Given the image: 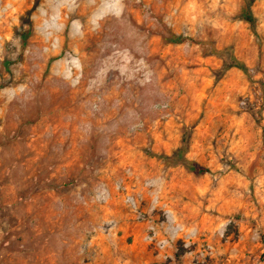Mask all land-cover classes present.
Instances as JSON below:
<instances>
[{"label": "rangeland", "instance_id": "obj_1", "mask_svg": "<svg viewBox=\"0 0 264 264\" xmlns=\"http://www.w3.org/2000/svg\"><path fill=\"white\" fill-rule=\"evenodd\" d=\"M248 2L255 30L244 0H0V264H67L85 236L264 264V0Z\"/></svg>", "mask_w": 264, "mask_h": 264}, {"label": "crops", "instance_id": "obj_2", "mask_svg": "<svg viewBox=\"0 0 264 264\" xmlns=\"http://www.w3.org/2000/svg\"><path fill=\"white\" fill-rule=\"evenodd\" d=\"M194 208H199V206H194ZM194 208L189 209L192 210V213L186 214V217L183 218V222L185 223L184 229L187 232L194 231L198 227L200 221L199 214H197ZM236 245L238 246V244ZM235 248L236 246L233 247L234 250ZM73 249L75 250V247H73ZM81 250L82 253H79V255H77V252L67 253V264H106L113 260L112 256H115L114 264H166L165 260L167 257L174 255V250L172 251L171 248L157 252V250L141 236H136V239H134L131 244L129 253L123 250H119L115 253L107 252L103 242H97L94 238L89 239L87 236L82 238ZM241 251L242 249H239L238 253H241ZM185 257L186 263L191 264V254H187Z\"/></svg>", "mask_w": 264, "mask_h": 264}, {"label": "trees", "instance_id": "obj_3", "mask_svg": "<svg viewBox=\"0 0 264 264\" xmlns=\"http://www.w3.org/2000/svg\"><path fill=\"white\" fill-rule=\"evenodd\" d=\"M241 16L246 22H249L252 25V29L255 30V22H256L255 16L252 13L251 5L248 2V0H244V4H243L242 10H241ZM171 40L181 41L182 39H181V37L174 35L171 38ZM232 60H233V62L229 65L230 67L236 66V67L241 68L245 72H247L248 68L243 62L237 61V59L235 57H233ZM179 156L181 158H183V151L182 150L179 151ZM185 164L189 170H191L195 173H198V174L205 173L208 171V169H206L205 167H203L197 163H187V161H186Z\"/></svg>", "mask_w": 264, "mask_h": 264}, {"label": "bare ground", "instance_id": "obj_4", "mask_svg": "<svg viewBox=\"0 0 264 264\" xmlns=\"http://www.w3.org/2000/svg\"><path fill=\"white\" fill-rule=\"evenodd\" d=\"M82 5H84V4H82ZM82 5H81V6H82ZM4 6H5V5H4ZM27 6H28V5H27ZM80 8H81V7H80ZM89 10H90V9H89ZM78 12H79V11H78ZM17 13H18V12H17ZM36 13H37V12H36ZM69 14H70V13H69ZM14 15H15V14H14ZM84 15H85V14H84ZM5 16H6V15H5ZM71 17H72V16H71ZM82 17H83V16H82ZM82 17H81V18H82ZM63 18H64V16H63ZM2 19H3V18H2ZM61 20H64V19H61ZM59 21H60V20H59ZM67 21H68V20H67ZM80 21H81V20H80ZM39 22H40V21H39ZM7 23H8V22H7ZM80 23H81V22H80ZM84 23H85V22H84ZM87 27H89V26H87ZM2 28H3V27H2ZM8 29H9V28H8ZM2 30H3V29H2ZM2 30L0 29V36H1L0 39H3V38L6 37V36H5V33H3ZM46 30H47V29H46ZM58 32L60 33V31H58ZM86 32H87V31H86ZM87 34H89V33L87 32ZM71 35H72V34H71ZM58 36H59V35H58ZM72 36H73V35H72ZM72 36H71V37H72ZM86 36H87V35H86ZM49 38H50V37H49ZM72 38H74V37H72ZM60 39H61V38H60ZM65 39H66V38H65ZM0 42H1V41H0ZM47 42H48V41H47ZM48 43H49V42H48ZM1 44H2V43H1ZM43 44H44V43H43ZM43 44H42V45H43ZM44 45H45V44H44ZM72 45H74V44H72ZM48 47H49V46H48ZM50 47H51V46H50ZM62 48H63V47H62ZM77 50H78V49H77ZM59 52H60V51H59ZM94 57H95V56H94ZM87 58H88V57H87ZM36 62H37V61H36ZM36 62H35V63H36ZM87 83H88V82H87ZM113 92H114V91H113ZM114 93H115V92H114ZM116 93H117V92H116ZM120 93H121V92H120ZM38 108H40V107H38ZM42 108H43V109L40 108L41 111L45 112L44 110H46V108H45L44 106H43ZM48 110H49V109H48ZM35 112H38V111L36 110ZM53 112H54V111H52V113H53ZM41 113H42V112H41ZM41 113H40V114H41ZM37 114H38V113H37ZM37 114H36V115H37ZM33 115L35 116V114H33ZM43 115H44V114H43ZM48 117H49V116H48ZM48 117H47V118L45 117V118L48 119ZM53 120H54V119H53ZM43 121H44V120H43ZM43 121H42V122H43ZM49 121H50V120H49ZM40 123H41V122H40ZM44 124H45V122H44ZM46 124H47V122H46ZM41 126H43V125H41ZM46 126H47V125H46ZM44 128H45V127H44ZM45 129H46V128H45ZM48 130H49V129H48ZM45 131H46V130H45ZM40 137H41V136H40ZM36 139H37V138H36ZM42 139H43V138H42ZM48 139H49V138H48ZM40 140H41V139H40ZM33 141H34V140H33ZM32 143H33V142H32Z\"/></svg>", "mask_w": 264, "mask_h": 264}, {"label": "built area", "instance_id": "obj_5", "mask_svg": "<svg viewBox=\"0 0 264 264\" xmlns=\"http://www.w3.org/2000/svg\"><path fill=\"white\" fill-rule=\"evenodd\" d=\"M154 230V229H153Z\"/></svg>", "mask_w": 264, "mask_h": 264}]
</instances>
